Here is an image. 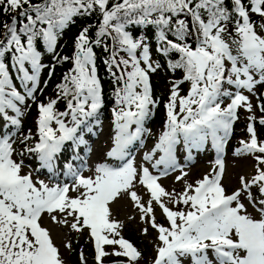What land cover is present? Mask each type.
<instances>
[{
  "label": "snow or ice",
  "instance_id": "1",
  "mask_svg": "<svg viewBox=\"0 0 264 264\" xmlns=\"http://www.w3.org/2000/svg\"><path fill=\"white\" fill-rule=\"evenodd\" d=\"M93 11L101 17L95 40H90L87 27L80 31L71 57L74 66L57 85V98L37 103L38 140L29 144L31 132L23 135L18 151L14 137L22 123L20 105L28 107L27 100L35 102L36 92L43 91L39 80L45 65L39 44L54 59L68 60L55 54L60 36L75 17ZM0 12L9 15L0 24V117L6 121L2 127L10 124L17 130L0 132V264H64L49 230L41 224L45 214L64 225L71 218L69 226L77 232L88 229L97 264L110 254L138 264L142 253L120 235L122 224L112 218L111 205L125 194L140 219L157 232L152 264H264V141L258 140L251 122L254 116L248 117L249 139L239 142L235 154L253 155L255 173L249 179L241 176V187L231 193L222 183L223 154L238 109L253 111L249 95L242 90L255 96L257 87L264 86V23L257 26L252 19L258 15L264 20V0H0ZM128 25L155 26L156 51L164 57L175 53L176 59H167V68L183 72L181 80L172 82L163 131L144 154L145 161H154L152 167L159 175L144 166L138 170L128 159L129 147L142 142L149 131L144 124L158 103L151 95L149 73L161 67L151 60L148 43L126 30ZM105 39L112 41L105 63L110 72L115 67L119 73L112 72L118 87L112 109L114 135L106 156L126 162L122 166L97 163L90 176L82 174L83 165L66 164L63 174L72 179L71 185L34 180L31 172H23V160L18 162L14 155L35 154L40 167L55 179L58 154L66 143L91 151L80 128L90 119L100 124L102 90L92 45ZM9 58L11 63L6 62ZM13 70L23 93L13 82ZM184 82H190V88L179 95ZM61 98L66 100L65 111L55 109ZM223 98L230 102L222 107ZM258 107L264 112V104ZM259 123L264 125V116ZM209 140L216 151L212 173L194 183L185 181L180 193L167 192L158 180L179 167L177 146L182 143L191 160V150L203 149ZM74 159H80L78 152ZM187 175L181 169L176 179ZM137 178L150 194L146 204L132 190ZM165 197L184 207L170 208ZM153 203L162 210L167 226L156 222ZM249 206L257 215L249 212ZM106 245L113 246L111 253L105 251ZM80 259L84 264L83 253Z\"/></svg>",
  "mask_w": 264,
  "mask_h": 264
},
{
  "label": "rangeland",
  "instance_id": "2",
  "mask_svg": "<svg viewBox=\"0 0 264 264\" xmlns=\"http://www.w3.org/2000/svg\"><path fill=\"white\" fill-rule=\"evenodd\" d=\"M151 57V55H150ZM127 58V57H126ZM151 60L154 61V59L151 57ZM141 66L143 67V63H141ZM159 70V69H158ZM158 70L154 73H151L153 77L156 76ZM39 87H43L42 81L39 82ZM164 89H168V95L166 96V103L169 100L171 88H172V82L166 81L163 82ZM228 87V86H227ZM190 88V82L185 86L180 88L179 87V95H186L188 90ZM259 87L256 89V95L252 96L250 95L246 90H242L245 95H249V98L253 104V111L251 113L247 112L244 108L238 109L239 118L234 122H240L241 125L237 126L239 133L237 134V140L234 141V143L230 144V139L228 140L227 145H229V151H226V153L223 154V159L225 163V171L223 175V186L225 187L226 191L228 193H231L235 191L237 188H240V177L243 176L246 179L251 178L255 173V166H256V160L253 155L251 154H241L237 155L235 154V149L240 146L241 140H248L249 139V133L247 132V124L250 122L248 120V117L251 116H263V113H260V109L258 107V101H257V95ZM234 90V89H231ZM38 92V91H37ZM36 92V93H37ZM43 103H47L51 99H56V97H42ZM230 102L229 98H223L222 107L226 106ZM57 105V104H56ZM55 105V107H56ZM26 108V107H25ZM24 108V111H25ZM113 109V108H112ZM112 109L109 110V114L107 118H104L102 122L100 123V132L97 134L95 139H92V150L87 158L88 163L84 164V167L82 168V174L84 176H90L92 175L94 171V167L97 163L105 162L110 165L113 163L109 162L108 157L106 156V152L110 147L112 146V136L114 135L113 132V125H112ZM23 112V115L21 117V121L24 122L25 120L31 121L33 123L32 126H27L24 128L23 132L19 131V135L14 137L16 140V143L14 147L19 151L22 147L20 143V138L23 135H28L29 132L32 134V140L37 138V128H36V118L38 116V110L37 108L29 109L26 112ZM177 111H179L177 107ZM66 121L69 118H65ZM167 119L164 118V120L161 121L160 126L153 125L151 127L152 133L150 134L151 137L148 138V140L145 141L143 144H139L140 146L137 147L136 151L128 158L132 159L134 166L137 167L139 170L141 166L148 167L150 173L153 175H159V172L157 169L152 167V162L145 161L144 160V154L146 152H150L155 143L157 142L159 134L163 131L164 123ZM254 125V122L251 121ZM35 125V126H34ZM54 125V124H53ZM34 127V128H33ZM55 127V126H54ZM155 128V129H154ZM255 128V126H254ZM256 129V128H255ZM257 132V131H256ZM36 135V136H35ZM258 140L264 141V135L259 134L257 132ZM31 140V141H32ZM30 144V142H29ZM211 148V156L206 155L203 150H197L196 152L192 153L191 160L187 159V153L184 151V147H178L176 149L175 155L177 160V163L179 167L175 171H169L167 175L160 176L158 183L167 191V192H176L180 193L184 189L185 181L189 183H194L198 179H202L204 175L211 174L214 169L215 159H216V151H214V148L212 145ZM160 153L157 152L155 154V159L159 158ZM31 155L30 154H24L23 156L14 155V159H16L18 162L20 160H23L24 162V168L23 172L27 174L28 172L33 173L35 168L33 165L28 164V161L24 159H29ZM126 162V161H125ZM124 163V162H123ZM120 164L119 166L123 165ZM163 166H161L162 169ZM181 169H183L184 172H187L188 175L184 177L181 180H177L176 177L181 175ZM34 180H43L45 183H48L50 185L58 183L55 182L52 179H49L48 177L35 173L34 176H32ZM64 181H67L66 183L71 185L73 183L71 178H66ZM137 192L138 196H140L141 201L146 204V202L149 199L150 194L147 192V189L140 185L137 181L134 183L133 189ZM253 194H256V189L253 188ZM69 195H76L74 192H70ZM164 202L170 207V208H182L183 205H174L172 204L167 197L163 198ZM247 204V201H244ZM154 208V214L155 219L158 224H162L164 226H167V220L164 217L162 210L159 208L158 205L153 203ZM111 212H112V218L119 221L122 224V227L119 229L120 235L123 238H127V235L130 233V235L139 240L148 242L149 244V253L143 254L140 251L139 244L134 245L141 253L142 257L138 261V264H152L153 259L155 258V248L156 245L159 243L157 240V232L155 229L151 227V224L146 223L145 221L140 219V212L139 210L134 206L133 202L131 201L130 197L128 195H122L115 203L111 205ZM249 212H252L253 215H257L251 206H249ZM58 219L61 218L59 213H56ZM258 218V217H257ZM69 219V225L72 222L71 218ZM41 224L43 227L47 228L50 232L51 238L53 240L54 245L58 248L59 253L61 255V258L64 261V264H82L80 255L83 253L84 256V264H97L95 260V249H94V241L90 237V232L88 229H83L80 232H77L70 228L69 225L64 224H58L53 222L50 217L45 214L41 220ZM147 229V232L144 231V229ZM134 239V238H133ZM85 243L89 244L90 247V254H88L85 251ZM66 244H70L71 247L67 248L65 247ZM77 245L75 248L74 246ZM118 248V246H116ZM73 250H79L78 255L74 258L72 253ZM105 251L111 253L113 251V246H105ZM211 256V253H209ZM115 258V261H118L117 264H127V259L124 257H119L116 255H107L102 258L103 261L108 260L109 258ZM119 259V260H116ZM116 264V263H114Z\"/></svg>",
  "mask_w": 264,
  "mask_h": 264
},
{
  "label": "trees",
  "instance_id": "3",
  "mask_svg": "<svg viewBox=\"0 0 264 264\" xmlns=\"http://www.w3.org/2000/svg\"><path fill=\"white\" fill-rule=\"evenodd\" d=\"M245 3H248V0H244ZM230 6V5H229ZM9 19L8 14H4L0 12V24L3 22H6ZM101 17L98 13V11H93L91 14H86L83 16H77L74 18L73 22L66 27V29L63 31L62 35L60 36L56 49L55 54L59 57H69L68 60H57L53 58L52 54L47 53L44 51V46L42 42L39 44L40 50H42V63L45 65V67L41 71V79L44 82V87H42L43 91L41 92L39 99H41L45 94L47 95H56L58 94L59 89L57 88V85L63 83L65 74L69 73L70 70L73 68V62L71 60V57L74 55V48H75V39L77 37L78 32H80L83 28L87 27L89 29L88 35L90 40H95L96 36L95 33L97 31L99 21ZM252 19L254 20L255 24L258 26L259 24L263 23V20L259 18L258 15H253ZM130 31L134 38H139L149 45L150 54L154 58L155 62H159L161 67L159 68L157 74L155 77L151 74V86H152V97L153 99L157 100L158 103L156 107L153 109L148 121L149 126L153 125H159L162 117L164 115V99L166 98V95L168 94V89H164L163 82L166 81H176L181 80L183 77L182 70H176L175 72L170 71L167 68V59H176L177 55L175 53L170 54L169 57H164L161 53L156 51L157 48V41L158 36L156 35V29L155 26H149V25H128L127 29ZM0 32H2V29H0ZM172 38L171 36L169 37ZM107 45V48L105 47ZM93 51L95 53V64L97 68V77L100 80L101 83V90H102V107L99 110V116H102V114H107V107L111 104L115 103V96L114 92L115 89L118 87V84L114 83V77L112 75V72H116L115 67H113L112 72L109 71L108 66L106 65L105 61L109 58L110 50L112 47V41L111 39H105L101 44L96 45L93 44ZM8 63H11L10 58L6 61ZM49 72H51V75H49ZM117 75H119L116 72ZM11 75L15 81L17 73L13 70L11 72ZM47 81V83H45ZM185 82L180 84L179 87L182 88L185 86ZM258 95L257 100L259 104H264V86H258ZM58 106H64L66 100L61 98L58 100ZM263 113L264 112H261ZM255 119L253 120L254 126L256 128V131L259 132V134L264 135V125H261L259 123L260 118L257 116H254ZM26 125H31V122L25 121L22 123V127ZM240 122H234V126L231 133L230 138V144L232 145L234 141L237 139V134L239 133L237 126H240ZM129 239L133 241L134 244H139L140 251L145 254L149 253V244L148 242L139 240L135 237L132 238L130 233L127 235ZM75 248L77 245L74 246ZM90 247L89 244L85 243V251L90 254ZM72 253L73 257L75 258L77 256V250H73ZM109 263V262H107ZM111 264V263H109Z\"/></svg>",
  "mask_w": 264,
  "mask_h": 264
}]
</instances>
